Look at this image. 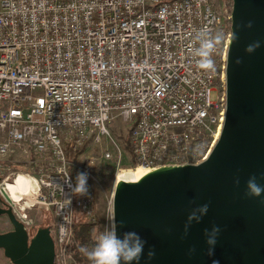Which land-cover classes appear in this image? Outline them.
<instances>
[{
	"label": "built area",
	"instance_id": "1",
	"mask_svg": "<svg viewBox=\"0 0 264 264\" xmlns=\"http://www.w3.org/2000/svg\"><path fill=\"white\" fill-rule=\"evenodd\" d=\"M228 9L223 0H0V189L30 234V213H51L55 264H72L76 212L98 223L89 169L114 162L123 171L110 123L128 124L130 170L209 158L226 119ZM202 28L226 37L213 52L214 71L197 66ZM103 136L116 153L75 172L69 151ZM29 156L32 172L6 164ZM81 171L89 195L71 196L67 208L60 186ZM22 175L36 189L14 200L7 186Z\"/></svg>",
	"mask_w": 264,
	"mask_h": 264
},
{
	"label": "water",
	"instance_id": "2",
	"mask_svg": "<svg viewBox=\"0 0 264 264\" xmlns=\"http://www.w3.org/2000/svg\"><path fill=\"white\" fill-rule=\"evenodd\" d=\"M231 10L226 119L211 155L198 165L159 167L137 182L115 185L113 217L124 222L118 234L134 231L147 242L139 264H264V195H246L253 176L264 187V0H233ZM256 42L260 47L248 53ZM204 204L207 215L185 236L188 215ZM13 211L0 199V218L13 226L0 233L5 257L11 264H55L51 228L32 235ZM213 227L220 233L210 256L205 230Z\"/></svg>",
	"mask_w": 264,
	"mask_h": 264
},
{
	"label": "clouds",
	"instance_id": "3",
	"mask_svg": "<svg viewBox=\"0 0 264 264\" xmlns=\"http://www.w3.org/2000/svg\"><path fill=\"white\" fill-rule=\"evenodd\" d=\"M248 28L252 27V24L247 25ZM226 37L222 32H217L212 35L207 28L200 29L195 37L198 42V47L194 48V55L198 57L197 66L205 71L215 70V61L212 59L213 52L221 46ZM260 47V43L249 45L246 48L248 53L254 52ZM242 61L237 59L236 63L240 64ZM89 173L81 171L77 173L75 183L73 184L71 178L68 177L67 181L61 184V188L65 194L64 204L67 208L70 207L72 200L71 196H87L89 195ZM235 183L237 186L240 181L237 178ZM65 185L68 192H65ZM246 195L249 197H261L264 195V187L257 183L256 177L253 176L247 181V192ZM209 211V205L204 204L201 207L194 208L188 215L187 223L185 224L184 233L185 236L188 234V230L193 222L199 223L203 216L207 215ZM124 227V222L121 221L119 224L116 218L113 217L109 224L105 227V230L99 234L96 239L94 246L89 249L87 246H82L80 251L91 261V264H139L140 259L144 254V248L146 241L141 236L134 232H124L122 237L118 234V228ZM220 233L218 227H213L209 232L205 230L206 243L209 245V255L214 254V248L217 243V237ZM192 252L195 249L191 250ZM155 257L154 250L148 252V259L152 260ZM214 264L218 262L214 261Z\"/></svg>",
	"mask_w": 264,
	"mask_h": 264
},
{
	"label": "rangeland",
	"instance_id": "4",
	"mask_svg": "<svg viewBox=\"0 0 264 264\" xmlns=\"http://www.w3.org/2000/svg\"><path fill=\"white\" fill-rule=\"evenodd\" d=\"M226 4H228V8L230 7V0H223ZM229 10V9H228ZM216 93H213L212 99L215 100ZM109 131L112 134L113 139H115L118 144L121 146V150L124 154L123 156V165L120 168L121 170H130L129 163H130V151L127 148V138H128V124H125L121 122L120 120H117L113 123L109 124ZM111 142L110 138L103 136L101 141L98 143L94 141H90L89 144H87L84 153L80 156L75 158V166L74 171L79 170L81 168H85V166L88 165V161L90 159H99L103 155V152L109 150L116 153L117 149L116 146ZM13 164L12 169L14 172L19 173H25V172H32L34 170L33 166L30 164L31 156L28 158L25 157H16L13 158ZM34 159V157L32 158ZM114 162H106L97 164L95 167H91L89 169L90 173V184L93 187V190L95 192L96 197V214H97V222L102 225V232L105 230V227L109 224V221L113 218V196L114 190H115V181H116V175L118 174L117 167L115 165L114 172L107 173L105 176L97 175L99 174L100 167L105 166H112L113 167ZM73 171V172H74ZM7 172H4L5 176ZM0 197L3 198V200H6V195L2 193L0 189ZM16 215L20 214L18 211H15ZM49 211H46V209L40 208L37 211L30 213V220L34 223V229L32 231H35L37 227H40L42 225H48L51 224L52 228L54 226V220L51 216L48 217L47 214H49ZM83 213L81 211L76 212L75 219H79ZM46 228V227H45ZM13 226H11L8 222L7 218H4L0 221V232H8L12 231ZM0 264H8L6 259L3 257V252L0 251ZM74 264V262H72Z\"/></svg>",
	"mask_w": 264,
	"mask_h": 264
},
{
	"label": "trees",
	"instance_id": "5",
	"mask_svg": "<svg viewBox=\"0 0 264 264\" xmlns=\"http://www.w3.org/2000/svg\"><path fill=\"white\" fill-rule=\"evenodd\" d=\"M232 8H233V0H230L229 10L231 13H232V10H231ZM129 136H130V133L128 134V138L126 139L127 140L126 144H127L128 150L131 152ZM84 151H85V148L81 149L73 157L71 155V151H69L68 159L76 160L75 158L81 156L84 153ZM6 164L14 166V164L12 163H6ZM114 168L115 167H112V166L100 167V170H98L100 172L97 175L105 176L107 173L114 172L115 171ZM0 199H3V198L0 197ZM47 216L49 217L50 213L47 214ZM45 227H49L52 230L51 224L42 225L35 229V231L33 232V235L36 234L38 229L45 228ZM73 232H74V235H73L74 239H73V245L71 248L72 259H73L72 262H74V264H91V261H89L88 258L80 251V248L82 246H87L89 249H91L94 246L97 237L102 232V225L100 223L95 224L93 222H90L88 221V219H86L84 215H82L81 217H79V219H75Z\"/></svg>",
	"mask_w": 264,
	"mask_h": 264
},
{
	"label": "bare ground",
	"instance_id": "6",
	"mask_svg": "<svg viewBox=\"0 0 264 264\" xmlns=\"http://www.w3.org/2000/svg\"><path fill=\"white\" fill-rule=\"evenodd\" d=\"M149 170L147 169H142V168H137L135 170H123L119 171L118 174L116 175V181L115 183L117 184L120 181H125V182H137L139 181L142 177H144L146 174H148ZM9 195L11 196L12 199H17L21 196V194L25 193L27 195L31 194L32 191L36 189L35 183L33 180L24 177L23 175L18 179L17 183L11 184L7 186Z\"/></svg>",
	"mask_w": 264,
	"mask_h": 264
},
{
	"label": "flooded vegetation",
	"instance_id": "7",
	"mask_svg": "<svg viewBox=\"0 0 264 264\" xmlns=\"http://www.w3.org/2000/svg\"><path fill=\"white\" fill-rule=\"evenodd\" d=\"M1 200H3V199H1ZM3 201H5V200H3ZM3 217H6V216H3ZM6 218L8 219V217H6ZM8 222H9V224L11 225L9 219H8ZM12 231H13V230H12ZM8 232H11V231H8ZM33 232H34V231L31 232L32 235H33ZM5 233H7V232H5ZM0 251H2V250L0 249ZM3 257L6 259V261L8 262V264H11L10 260L7 259V258L5 257L4 252H3Z\"/></svg>",
	"mask_w": 264,
	"mask_h": 264
},
{
	"label": "crops",
	"instance_id": "8",
	"mask_svg": "<svg viewBox=\"0 0 264 264\" xmlns=\"http://www.w3.org/2000/svg\"><path fill=\"white\" fill-rule=\"evenodd\" d=\"M4 218H6V217H1V218H0V221L3 220ZM0 233H5V232H0Z\"/></svg>",
	"mask_w": 264,
	"mask_h": 264
}]
</instances>
